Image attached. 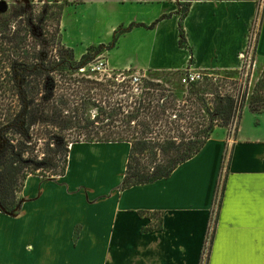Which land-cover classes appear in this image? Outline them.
Returning <instances> with one entry per match:
<instances>
[{
  "label": "crops",
  "instance_id": "0c3cea01",
  "mask_svg": "<svg viewBox=\"0 0 264 264\" xmlns=\"http://www.w3.org/2000/svg\"><path fill=\"white\" fill-rule=\"evenodd\" d=\"M45 1L63 5L77 60L102 48L112 71L178 90L187 70L239 74L256 24L252 78L264 70V0ZM254 114L257 128L244 111L237 132L217 128L169 178L127 190L129 143L75 144L64 176L30 177L22 208L0 212V264H264V111Z\"/></svg>",
  "mask_w": 264,
  "mask_h": 264
},
{
  "label": "trees",
  "instance_id": "16d2710c",
  "mask_svg": "<svg viewBox=\"0 0 264 264\" xmlns=\"http://www.w3.org/2000/svg\"><path fill=\"white\" fill-rule=\"evenodd\" d=\"M15 9L18 25L5 17L0 25V212L14 215L22 208L21 193L30 177L64 176L75 144L129 143L122 187L127 190L169 178L217 128L238 131L243 103L220 94L217 76L190 85L183 95L150 78L134 88L123 75L79 76L93 64L94 48L77 60L64 45L63 5L29 0ZM185 39L181 26L182 48H188ZM252 42L250 36L248 53Z\"/></svg>",
  "mask_w": 264,
  "mask_h": 264
},
{
  "label": "rangeland",
  "instance_id": "374dc122",
  "mask_svg": "<svg viewBox=\"0 0 264 264\" xmlns=\"http://www.w3.org/2000/svg\"><path fill=\"white\" fill-rule=\"evenodd\" d=\"M38 1V0H36ZM29 4V0H0V25L2 24L1 19H4L3 17L6 18V21H9L10 23L13 24V26L18 25L17 24V20H19L18 18H13L12 16V11H16L15 7L18 6H22V5H26ZM184 7L181 8V11L183 12V16L184 14L188 11V5L189 4H183ZM7 7L8 12H4V8ZM39 9H37V11H39L42 8V5H39ZM259 32V26L255 27L254 33H252V38H253V42L252 44V48L250 50L249 53H245L246 51L242 52L239 54V62L241 63V66L243 64L247 65V69H246V74L245 77L242 76V73L239 72V74L237 75H227V76H220L214 73L211 74H205L206 79L210 76H217L219 78V81L217 82L219 87L218 90L220 92V94H222V96L226 95H231V96H235L236 100L239 101V104L243 103V109L244 111H247V115L246 118L244 120V128L245 129H249L252 130L254 128H257L258 126V122L256 120V118H258L257 114L255 115L254 113H259L260 111L263 112L264 111V70L263 72H258L256 73V75L252 78V73H253V67H254V61H255V57H256V48H257V34ZM186 40V39H185ZM248 52V51H247ZM101 54H102V49L101 48H94L93 50H91L90 52V56L93 59L92 62L95 63L97 60H100L101 62H103L106 66H102L100 70H96L95 72H93L91 70V66H88V68L83 69L82 73H79V76H86L92 80H109L112 76H118V75H123L126 77H129L131 75H137L140 76L141 78H143V80L150 78V76H148L147 74H143V73H122V72H117V71H112L111 68L108 66V64L105 62V59H101ZM241 54H243L244 56L241 57ZM81 60V59H80ZM102 64V63H101ZM253 66V67H251ZM248 73L250 74V76H248ZM186 75V72H184V74H182L179 78L182 80V78ZM222 78H227L230 82L231 80L233 82L230 83H226L222 80ZM224 86V87H222ZM178 92V94L183 95L185 93H187L188 91V87L184 86L182 83L180 84L178 90H176ZM241 91V93H240ZM246 91L247 95L246 98H244V100H241L240 95L243 94V92ZM254 112V113H251ZM229 131H233L235 127L232 126L230 128H227ZM160 218V216H159ZM208 251V250H207ZM209 252V251H208ZM208 252L207 255H208ZM208 256H206L207 259Z\"/></svg>",
  "mask_w": 264,
  "mask_h": 264
},
{
  "label": "built area",
  "instance_id": "2783aa9c",
  "mask_svg": "<svg viewBox=\"0 0 264 264\" xmlns=\"http://www.w3.org/2000/svg\"><path fill=\"white\" fill-rule=\"evenodd\" d=\"M249 42H250V40H249ZM248 47H249V44H248ZM248 47L245 50L246 51L245 53H248L247 52ZM243 56L244 55L241 54V57H243ZM244 65L245 64H243L242 67ZM90 66H91V70L93 72H95L96 70H100L102 66H106V65L103 62H101L100 60H97L95 63L91 64ZM121 78L125 79L126 76H121ZM128 78L131 79V84L133 85L134 88H139L141 86V84H142V81H143V78H141L140 76L134 75V74L129 76ZM205 79H206V76L204 74L199 73V72H194V71H191V70H187L186 71V75L182 78L181 81H182V84L184 86L189 87L190 85L202 82Z\"/></svg>",
  "mask_w": 264,
  "mask_h": 264
}]
</instances>
